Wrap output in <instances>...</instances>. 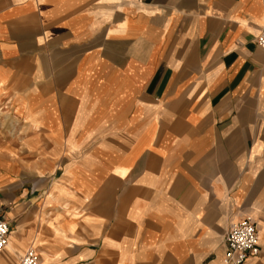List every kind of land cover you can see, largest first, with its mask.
<instances>
[{"label": "crops", "instance_id": "0c3cea01", "mask_svg": "<svg viewBox=\"0 0 264 264\" xmlns=\"http://www.w3.org/2000/svg\"><path fill=\"white\" fill-rule=\"evenodd\" d=\"M264 0H0V264H264Z\"/></svg>", "mask_w": 264, "mask_h": 264}, {"label": "built area", "instance_id": "2783aa9c", "mask_svg": "<svg viewBox=\"0 0 264 264\" xmlns=\"http://www.w3.org/2000/svg\"><path fill=\"white\" fill-rule=\"evenodd\" d=\"M256 42L264 52V23ZM8 239L9 225L0 219V251L7 247ZM223 242L224 264H244L249 257H256L260 252L255 224L249 218H242L231 225L224 235ZM18 264H39L35 251L28 248L20 257Z\"/></svg>", "mask_w": 264, "mask_h": 264}, {"label": "rangeland", "instance_id": "374dc122", "mask_svg": "<svg viewBox=\"0 0 264 264\" xmlns=\"http://www.w3.org/2000/svg\"><path fill=\"white\" fill-rule=\"evenodd\" d=\"M1 108V107H0ZM4 126H2V127H0V133L2 134V135H5L6 134V131H7V128H6V126H5V121H4Z\"/></svg>", "mask_w": 264, "mask_h": 264}]
</instances>
